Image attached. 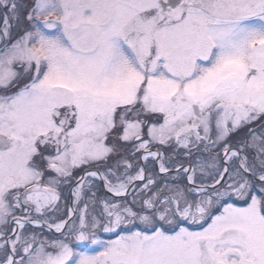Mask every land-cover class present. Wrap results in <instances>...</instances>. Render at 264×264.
Listing matches in <instances>:
<instances>
[{
    "label": "snow or ice",
    "instance_id": "obj_1",
    "mask_svg": "<svg viewBox=\"0 0 264 264\" xmlns=\"http://www.w3.org/2000/svg\"><path fill=\"white\" fill-rule=\"evenodd\" d=\"M0 264H264V0H0Z\"/></svg>",
    "mask_w": 264,
    "mask_h": 264
}]
</instances>
